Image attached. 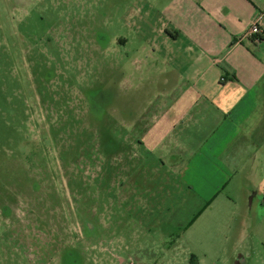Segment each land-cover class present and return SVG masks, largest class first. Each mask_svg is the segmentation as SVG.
<instances>
[{
    "label": "rangeland",
    "instance_id": "obj_1",
    "mask_svg": "<svg viewBox=\"0 0 264 264\" xmlns=\"http://www.w3.org/2000/svg\"><path fill=\"white\" fill-rule=\"evenodd\" d=\"M168 6L0 0V224L25 228L17 235L26 251L39 240L51 263L191 264L198 249L185 235L194 220L185 184H177L170 215L142 217L123 208L119 186L123 152L140 137L122 130L151 124L145 100L174 75L148 52ZM229 228L223 234L232 244ZM256 233L247 247L264 264V230ZM231 249L223 248L222 260Z\"/></svg>",
    "mask_w": 264,
    "mask_h": 264
},
{
    "label": "crops",
    "instance_id": "obj_2",
    "mask_svg": "<svg viewBox=\"0 0 264 264\" xmlns=\"http://www.w3.org/2000/svg\"><path fill=\"white\" fill-rule=\"evenodd\" d=\"M168 1L171 12L158 18L148 52L170 63L174 75L145 100L151 124L140 133L122 130L140 136L135 150L123 152V208L134 217L168 216L183 182L194 217L185 235L198 249L189 262L256 264L247 243L264 230V0ZM160 8L167 13L163 2ZM259 15L262 41L243 39ZM227 225L234 226L232 244ZM18 232L26 230L0 224V264H60L39 240L26 251Z\"/></svg>",
    "mask_w": 264,
    "mask_h": 264
},
{
    "label": "built area",
    "instance_id": "obj_3",
    "mask_svg": "<svg viewBox=\"0 0 264 264\" xmlns=\"http://www.w3.org/2000/svg\"><path fill=\"white\" fill-rule=\"evenodd\" d=\"M263 22L262 15H259L256 20L253 22L251 29L245 33L242 37L243 39H252L254 43L260 42L259 38L262 36L261 26Z\"/></svg>",
    "mask_w": 264,
    "mask_h": 264
},
{
    "label": "trees",
    "instance_id": "obj_4",
    "mask_svg": "<svg viewBox=\"0 0 264 264\" xmlns=\"http://www.w3.org/2000/svg\"><path fill=\"white\" fill-rule=\"evenodd\" d=\"M262 39H263V35L259 38V40L260 41H262ZM114 137V136H113ZM114 142V140L112 139V138H110L109 139V143H110V146L109 147H111L112 149H116V144L115 143H113ZM263 204H264V196H263Z\"/></svg>",
    "mask_w": 264,
    "mask_h": 264
}]
</instances>
